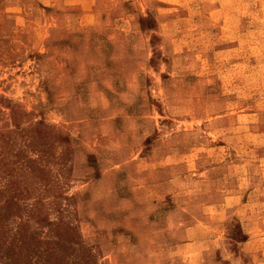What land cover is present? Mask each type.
<instances>
[{
    "label": "rangeland",
    "instance_id": "1",
    "mask_svg": "<svg viewBox=\"0 0 264 264\" xmlns=\"http://www.w3.org/2000/svg\"><path fill=\"white\" fill-rule=\"evenodd\" d=\"M0 96V264H264V0H0Z\"/></svg>",
    "mask_w": 264,
    "mask_h": 264
},
{
    "label": "trees",
    "instance_id": "2",
    "mask_svg": "<svg viewBox=\"0 0 264 264\" xmlns=\"http://www.w3.org/2000/svg\"><path fill=\"white\" fill-rule=\"evenodd\" d=\"M5 105L10 109V123L7 126L0 127V140H3L7 137L10 136V132H13V128L15 131L20 130L22 131L23 129L21 128V123L25 122L28 119L29 113L25 112L23 110H20V108L15 104L11 103V100L0 96V106ZM19 108V109H18ZM0 115H1V109H0ZM1 120V116H0ZM11 125L12 127H10ZM32 127V125H30ZM32 128L37 129L35 132H40L42 131L43 128H46V124L42 120L37 121L36 124L33 125ZM6 142H9V139L6 140Z\"/></svg>",
    "mask_w": 264,
    "mask_h": 264
}]
</instances>
